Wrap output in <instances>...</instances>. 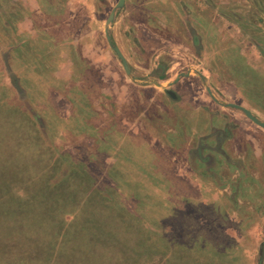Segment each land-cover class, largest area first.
Instances as JSON below:
<instances>
[{
    "label": "rangeland",
    "instance_id": "374dc122",
    "mask_svg": "<svg viewBox=\"0 0 264 264\" xmlns=\"http://www.w3.org/2000/svg\"><path fill=\"white\" fill-rule=\"evenodd\" d=\"M216 1L237 22L223 47L256 50L264 62V0ZM6 7L0 0V264H264V158L241 171V184L230 167L221 171L226 183H212L201 164L193 169L209 180L203 188L183 180L189 167L175 162L186 160L184 141L114 95L124 68L102 24L103 34L80 45L61 31L53 41L31 39L21 23H6ZM78 50L103 59L105 73ZM188 59L185 72L201 63ZM253 73H238L248 86L238 97L206 72L220 102L253 99L256 115L264 71Z\"/></svg>",
    "mask_w": 264,
    "mask_h": 264
},
{
    "label": "crops",
    "instance_id": "0c3cea01",
    "mask_svg": "<svg viewBox=\"0 0 264 264\" xmlns=\"http://www.w3.org/2000/svg\"><path fill=\"white\" fill-rule=\"evenodd\" d=\"M119 2L6 0V23H21L31 39L53 41L62 36L61 31L73 40L74 45L82 44L81 41L88 40L87 37L103 34L98 30L102 24L106 42L110 45L113 41L118 43L130 68L128 73L115 51L123 64L124 73L117 70L118 82L123 88L114 95L124 99L120 102L129 107V111L143 106V110H137V118L185 142L182 149L186 160L182 164L175 162L177 168L189 167L190 174H182V179L193 184L197 182L203 188V183L209 180L197 175L193 169L201 164L210 182L226 183L221 171L230 167L234 174L233 183L241 184L244 178L241 171H251L253 162L260 163L264 158V128L242 110L220 102L209 87L206 74L209 72L213 76L217 86L227 87V91L235 90L241 97L248 86L241 88L244 83L238 73L252 70L259 76L264 71V62L256 50L249 53L248 49L238 51L235 46L223 47L224 40L236 39L237 32L231 27L232 23L237 24L234 21L236 17L233 19L224 15L221 2L216 0H125L121 8L118 7ZM114 11V21L108 24ZM227 19L230 21L227 22ZM78 22L87 24L85 32L71 30L72 23ZM225 22L229 26L223 28ZM211 43L212 48L209 47ZM86 45L88 47V43ZM78 53L84 55L95 69L104 72L106 66L102 63L103 59L97 60L85 50ZM190 55L197 57L201 63H196L185 72V67L190 64ZM66 67L73 68L69 63L65 67L61 65L59 70ZM103 79L107 81L104 76ZM224 81H228L229 86ZM205 88L210 96L207 99ZM131 89L136 90L135 95ZM102 97L104 100L107 98ZM132 101L134 107L131 106ZM248 101L249 98L240 101L244 105L241 106H247L255 115V109L259 107L253 99V105H249ZM255 116L264 118V112ZM256 174L251 176L257 178ZM219 187L222 192L227 190Z\"/></svg>",
    "mask_w": 264,
    "mask_h": 264
},
{
    "label": "water",
    "instance_id": "95a60500",
    "mask_svg": "<svg viewBox=\"0 0 264 264\" xmlns=\"http://www.w3.org/2000/svg\"><path fill=\"white\" fill-rule=\"evenodd\" d=\"M124 4H125V0H120L118 7L121 8L124 6ZM114 18H115V11L111 14L110 19L108 21V24H111L114 21ZM109 39H111L110 36H109ZM114 49L119 54L120 58L123 60L124 66H125L127 72L130 73L129 64L126 61L123 53L121 52V50L118 47H115ZM226 106H230V107H234V108L242 110L251 120H253L256 124H258L264 128V122H262L258 117H256L251 110H249V109H247L241 105H237V104H227Z\"/></svg>",
    "mask_w": 264,
    "mask_h": 264
}]
</instances>
